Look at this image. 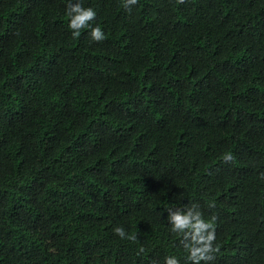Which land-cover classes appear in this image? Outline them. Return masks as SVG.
Here are the masks:
<instances>
[{"label": "trees", "instance_id": "16d2710c", "mask_svg": "<svg viewBox=\"0 0 264 264\" xmlns=\"http://www.w3.org/2000/svg\"><path fill=\"white\" fill-rule=\"evenodd\" d=\"M81 2L103 40L0 0V264H191L166 218L192 204L201 264H264V0Z\"/></svg>", "mask_w": 264, "mask_h": 264}, {"label": "clouds", "instance_id": "9594fccd", "mask_svg": "<svg viewBox=\"0 0 264 264\" xmlns=\"http://www.w3.org/2000/svg\"><path fill=\"white\" fill-rule=\"evenodd\" d=\"M137 3V0H123L124 7H129ZM69 17L68 28L72 30V36L78 37L81 29H90V36L94 41H100L105 38V33L101 27L92 22L97 16L93 7H85L81 0H66ZM225 161L233 159L230 152L223 154ZM214 207V204H209ZM167 221L172 233L182 236L181 244L183 245L186 260L191 264H201L202 261H209L213 258L212 254L217 250L214 247L216 232L214 227L215 217L206 219L200 211L199 206L192 204L185 205L183 209H167ZM114 232L121 239H136L134 235L126 233L123 227H116ZM143 251V248L140 249ZM163 264H180V260L175 255L164 257Z\"/></svg>", "mask_w": 264, "mask_h": 264}]
</instances>
